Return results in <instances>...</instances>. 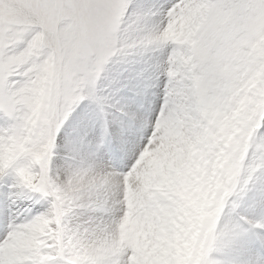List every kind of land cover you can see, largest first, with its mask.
Segmentation results:
<instances>
[{
  "label": "snow or ice",
  "instance_id": "1",
  "mask_svg": "<svg viewBox=\"0 0 264 264\" xmlns=\"http://www.w3.org/2000/svg\"><path fill=\"white\" fill-rule=\"evenodd\" d=\"M0 264H264V0H0Z\"/></svg>",
  "mask_w": 264,
  "mask_h": 264
},
{
  "label": "rangeland",
  "instance_id": "2",
  "mask_svg": "<svg viewBox=\"0 0 264 264\" xmlns=\"http://www.w3.org/2000/svg\"><path fill=\"white\" fill-rule=\"evenodd\" d=\"M140 3H164L168 0H137ZM152 55H158L154 53ZM118 59V58H117ZM147 59V56L144 58ZM124 65L115 63L112 66L111 76H118ZM110 91V90H109ZM62 152V149H61ZM150 159L147 160L148 172L144 176L146 183H152L158 174L167 175L165 170L179 172L186 166V154L181 149V141L178 133L170 132L168 139L161 145L159 151L149 153ZM147 156V157H148ZM226 158L222 155L218 159L220 166L226 163ZM199 170V169H198ZM193 180L186 184L180 192L181 211L184 212V219L188 224V231H191V240L194 241L197 236L195 229L204 223L208 217V209L215 196L216 185L212 177L204 178V173L196 177L193 173ZM27 204H25V207ZM12 211L22 213L23 208L17 209L15 206ZM187 234V233H186ZM180 242L187 246L190 241L179 238Z\"/></svg>",
  "mask_w": 264,
  "mask_h": 264
}]
</instances>
